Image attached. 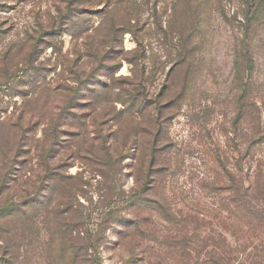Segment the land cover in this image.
Here are the masks:
<instances>
[{"label":"rangeland","instance_id":"1","mask_svg":"<svg viewBox=\"0 0 264 264\" xmlns=\"http://www.w3.org/2000/svg\"><path fill=\"white\" fill-rule=\"evenodd\" d=\"M133 1L0 0V264H264V0Z\"/></svg>","mask_w":264,"mask_h":264},{"label":"trees","instance_id":"2","mask_svg":"<svg viewBox=\"0 0 264 264\" xmlns=\"http://www.w3.org/2000/svg\"><path fill=\"white\" fill-rule=\"evenodd\" d=\"M127 2H129V3H128L129 7L132 6V4L135 3L134 1H133V3H132V0H127ZM130 2H131V3H130ZM115 3H116V2H115ZM138 6H139V5H138Z\"/></svg>","mask_w":264,"mask_h":264}]
</instances>
